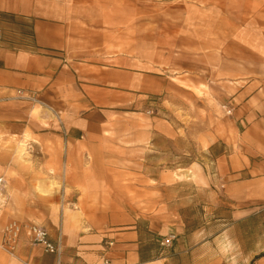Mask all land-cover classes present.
<instances>
[{
	"label": "crops",
	"instance_id": "obj_1",
	"mask_svg": "<svg viewBox=\"0 0 264 264\" xmlns=\"http://www.w3.org/2000/svg\"><path fill=\"white\" fill-rule=\"evenodd\" d=\"M88 14L73 0H0V140L28 147L22 171L0 172L6 222L43 227L63 264H264V81L199 98L182 86L200 78L101 47ZM170 153L196 165L189 181L170 178ZM49 170L64 175L59 203L33 194ZM16 253L0 264H54L23 235Z\"/></svg>",
	"mask_w": 264,
	"mask_h": 264
},
{
	"label": "rangeland",
	"instance_id": "obj_2",
	"mask_svg": "<svg viewBox=\"0 0 264 264\" xmlns=\"http://www.w3.org/2000/svg\"><path fill=\"white\" fill-rule=\"evenodd\" d=\"M73 3L88 8L85 18L89 31L101 47L121 57L135 56L137 61L152 66L156 75L200 78L196 89L187 82L182 84L183 89H190L199 98L208 93H231L236 83H240L239 78L264 81V0H73ZM3 144L12 146L13 151L0 149V172L8 163L14 171H22L26 167L23 161L27 144L0 140V145ZM161 145L160 140L155 141L150 154L153 158L148 159L154 172L160 168ZM162 162L167 163L171 179L185 182L191 179L190 172L196 166L190 165L189 157L177 160L173 153L168 160L163 157ZM197 162L199 166L207 163L204 153ZM178 168L186 171H177ZM62 174L49 170L48 185L33 193L35 197L59 203L63 194ZM187 190L180 194H194ZM150 194L157 195L155 191ZM175 194L170 191V196ZM3 196L7 201L0 228L7 223L4 213L9 197L5 190ZM18 196L14 193L19 203ZM57 203L55 210L59 209ZM15 209L22 217L29 212L23 206Z\"/></svg>",
	"mask_w": 264,
	"mask_h": 264
},
{
	"label": "built area",
	"instance_id": "obj_3",
	"mask_svg": "<svg viewBox=\"0 0 264 264\" xmlns=\"http://www.w3.org/2000/svg\"><path fill=\"white\" fill-rule=\"evenodd\" d=\"M3 33L0 29V44L2 43ZM21 93V91H19ZM24 99L32 100L28 95L22 96ZM226 114H230L231 110L227 107H223ZM5 186V180L0 176V219L4 207L6 205V198L3 196V190ZM25 236L28 243L31 246L40 247L43 252L54 256V264H63L61 261L62 256V246L60 243H52L48 239L46 230L32 222L28 221H10L7 222L3 227L0 228V255L6 254L11 258H15L17 253V245L21 236ZM175 237L170 235L166 237L163 245L168 246ZM109 246L112 245L111 242L107 243ZM23 264H29L28 262H23ZM103 264H111L109 260H105Z\"/></svg>",
	"mask_w": 264,
	"mask_h": 264
},
{
	"label": "bare ground",
	"instance_id": "obj_4",
	"mask_svg": "<svg viewBox=\"0 0 264 264\" xmlns=\"http://www.w3.org/2000/svg\"><path fill=\"white\" fill-rule=\"evenodd\" d=\"M0 149L5 151H13L12 146H5L4 144L0 145Z\"/></svg>",
	"mask_w": 264,
	"mask_h": 264
}]
</instances>
